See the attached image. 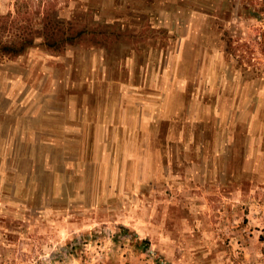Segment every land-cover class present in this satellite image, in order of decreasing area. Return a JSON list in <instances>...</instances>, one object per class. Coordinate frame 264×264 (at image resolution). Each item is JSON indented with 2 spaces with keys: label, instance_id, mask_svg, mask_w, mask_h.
<instances>
[{
  "label": "rangeland",
  "instance_id": "obj_1",
  "mask_svg": "<svg viewBox=\"0 0 264 264\" xmlns=\"http://www.w3.org/2000/svg\"><path fill=\"white\" fill-rule=\"evenodd\" d=\"M0 264H264V0H0Z\"/></svg>",
  "mask_w": 264,
  "mask_h": 264
},
{
  "label": "trees",
  "instance_id": "obj_2",
  "mask_svg": "<svg viewBox=\"0 0 264 264\" xmlns=\"http://www.w3.org/2000/svg\"><path fill=\"white\" fill-rule=\"evenodd\" d=\"M25 47H26V44H22V43L16 46L0 44V54L18 55L24 50Z\"/></svg>",
  "mask_w": 264,
  "mask_h": 264
},
{
  "label": "built area",
  "instance_id": "obj_3",
  "mask_svg": "<svg viewBox=\"0 0 264 264\" xmlns=\"http://www.w3.org/2000/svg\"><path fill=\"white\" fill-rule=\"evenodd\" d=\"M159 264H169V263L161 261Z\"/></svg>",
  "mask_w": 264,
  "mask_h": 264
}]
</instances>
